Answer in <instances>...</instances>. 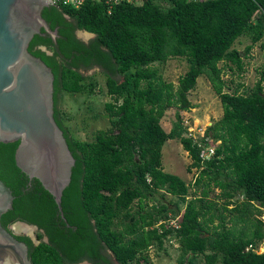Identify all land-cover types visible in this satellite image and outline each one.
Instances as JSON below:
<instances>
[{
  "label": "trees",
  "instance_id": "trees-1",
  "mask_svg": "<svg viewBox=\"0 0 264 264\" xmlns=\"http://www.w3.org/2000/svg\"><path fill=\"white\" fill-rule=\"evenodd\" d=\"M41 15L57 35L41 28L27 50L52 70L53 116L75 162L61 216L41 182L16 166L19 141L0 142V179L13 195L0 222L7 230L16 221L37 227L38 244L14 235L31 264H149L147 250L172 240L178 264H197L200 256L206 264H264L257 251L264 240V70L254 85L238 83L231 92L222 77L224 67L242 71L262 38L264 0H120L110 8L86 1L49 4ZM78 29L95 36L86 44ZM246 34L251 43L242 53L233 45ZM171 57L188 63L176 85L155 67ZM93 66L106 76L111 126L91 141L76 140L63 124L59 94L93 92L82 72ZM201 75L219 97L222 117L194 136L180 112L193 107L187 93ZM170 107L166 131L161 120ZM170 139L187 151L188 170H197L190 182L164 171L162 148ZM163 192L177 200L162 201Z\"/></svg>",
  "mask_w": 264,
  "mask_h": 264
},
{
  "label": "water",
  "instance_id": "water-1",
  "mask_svg": "<svg viewBox=\"0 0 264 264\" xmlns=\"http://www.w3.org/2000/svg\"><path fill=\"white\" fill-rule=\"evenodd\" d=\"M50 2L0 0V142L19 141L14 153L16 166L29 178L41 182L63 216L61 196L70 182L75 159L53 116L52 70L27 50L29 41L41 28L53 40L57 35L41 15ZM12 200L11 190L0 179V217L12 207ZM22 225L30 231L37 229L23 221L11 226L16 229ZM30 231L25 230L27 234ZM33 242L38 244L39 240L34 237ZM0 264H31L27 245L1 222Z\"/></svg>",
  "mask_w": 264,
  "mask_h": 264
},
{
  "label": "rangeland",
  "instance_id": "rangeland-1",
  "mask_svg": "<svg viewBox=\"0 0 264 264\" xmlns=\"http://www.w3.org/2000/svg\"><path fill=\"white\" fill-rule=\"evenodd\" d=\"M83 33L84 31L77 30V34L85 41L95 36L94 34H89L84 37L82 36ZM250 43L251 34H246L238 38L233 47L243 53L245 47ZM243 60L244 67L240 72L235 70L230 71L227 67H224L222 75L226 82L224 90L231 92L238 83L251 87L260 78L261 72L264 70V29L262 38L253 44L250 52ZM219 65L222 66L224 63L220 62ZM155 67L158 74L165 81L176 85L178 78L187 70L188 63L184 57H171L163 63L155 64ZM82 72L84 74V81L94 84L93 92L67 93L61 91L58 103L63 113V124L68 128L70 136L76 140L91 141L96 131L108 129L111 126L110 114L105 108V103L111 101V97L108 95L105 86L106 76L101 72L99 67L93 66ZM114 77L118 81L122 80L120 75L116 74ZM187 97L193 107L189 110L181 111L180 114L183 124L195 135L201 133L205 128L222 117L220 99L204 75L197 78L195 88L187 93ZM174 111L175 107L167 108L161 120V125L166 131H169L171 128V119L173 118ZM190 163L191 158L177 139H170L163 146L162 166L164 171L174 173L190 182L193 176L197 174L195 168H192L190 171L188 170ZM163 194L164 196L160 198L162 201L177 200L171 194L166 192H163ZM136 203L137 201L134 202V209L137 208ZM179 206L183 210L184 203L179 202ZM261 218L264 221V210H262ZM34 232L35 229H32L28 235L31 234V237L34 238ZM263 250L264 245L260 243L258 252H263ZM147 254L149 264H178L179 249L173 240L164 241L163 248L161 249L151 246L147 250ZM197 264H206L202 256L198 258Z\"/></svg>",
  "mask_w": 264,
  "mask_h": 264
},
{
  "label": "built area",
  "instance_id": "built-area-1",
  "mask_svg": "<svg viewBox=\"0 0 264 264\" xmlns=\"http://www.w3.org/2000/svg\"><path fill=\"white\" fill-rule=\"evenodd\" d=\"M86 1H104L110 8L113 4L118 3L120 0H51L50 4L79 7ZM188 131L192 133L194 136H196L197 134L202 135L204 132L203 130L201 133H197L195 135L191 130L188 129ZM213 151H214V144L213 143L208 144V146L206 147V150H204V153H203L204 157H209L213 153ZM261 244L264 245V240Z\"/></svg>",
  "mask_w": 264,
  "mask_h": 264
},
{
  "label": "flooded vegetation",
  "instance_id": "flooded-vegetation-1",
  "mask_svg": "<svg viewBox=\"0 0 264 264\" xmlns=\"http://www.w3.org/2000/svg\"><path fill=\"white\" fill-rule=\"evenodd\" d=\"M75 36H76V38L77 39H79L80 41H82V42H84V43H86V44H88L89 42H90V40L92 39V38H89L87 41H85L82 37H80L78 34H77V30L75 31ZM82 36H84L83 34H82ZM85 37V36H84ZM53 39V38H52ZM43 47V48H42ZM41 47V49L42 50H48L45 46H42ZM50 52V54H51V51H49ZM49 52H48V54H49ZM46 53H47V51H46ZM11 224H13V223H11ZM11 224L8 226V231L9 232H11L13 235H26V236H28V237H30V239L32 240V242H33V238L30 236V235H28L26 232H25V230L26 231H30L29 229V227H27V226H25V228L23 229V230H21V232L20 231H18V229L16 228H14V227H12L11 226ZM37 230V229H36ZM35 230V231H36ZM34 237H36V235H35V232H34ZM104 254H106V253H108L106 250H104V251H102ZM84 261H86V262H88L89 263V261L88 260H82L81 262H84ZM111 263H113V261L111 262ZM110 263V264H111Z\"/></svg>",
  "mask_w": 264,
  "mask_h": 264
},
{
  "label": "bare ground",
  "instance_id": "bare-ground-1",
  "mask_svg": "<svg viewBox=\"0 0 264 264\" xmlns=\"http://www.w3.org/2000/svg\"><path fill=\"white\" fill-rule=\"evenodd\" d=\"M84 34V36H87V35H89L88 33H83ZM18 230H23L24 228H25V225H22L21 227H16ZM30 230V229H29Z\"/></svg>",
  "mask_w": 264,
  "mask_h": 264
},
{
  "label": "clouds",
  "instance_id": "clouds-1",
  "mask_svg": "<svg viewBox=\"0 0 264 264\" xmlns=\"http://www.w3.org/2000/svg\"><path fill=\"white\" fill-rule=\"evenodd\" d=\"M78 30H80V31H84L85 33H88V34H93L92 32H89V31H85V30H82V29H78ZM49 51H47V53H48ZM49 54H50V52H49ZM14 223V222H13ZM12 225V224H11ZM37 239V238H36Z\"/></svg>",
  "mask_w": 264,
  "mask_h": 264
}]
</instances>
